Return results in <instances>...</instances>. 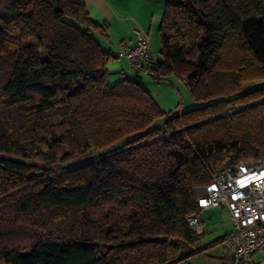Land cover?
<instances>
[{
  "label": "trees",
  "instance_id": "obj_1",
  "mask_svg": "<svg viewBox=\"0 0 264 264\" xmlns=\"http://www.w3.org/2000/svg\"><path fill=\"white\" fill-rule=\"evenodd\" d=\"M106 27L78 1L0 0V264H187L196 188L264 161V86L245 89L264 0H164L150 77L200 104L173 112L140 73L108 83Z\"/></svg>",
  "mask_w": 264,
  "mask_h": 264
},
{
  "label": "built area",
  "instance_id": "obj_2",
  "mask_svg": "<svg viewBox=\"0 0 264 264\" xmlns=\"http://www.w3.org/2000/svg\"><path fill=\"white\" fill-rule=\"evenodd\" d=\"M115 56L124 58L137 73L151 76L150 63L158 57L150 50L148 34L137 31L135 44L116 50ZM223 206L231 219V230L222 238L229 253L228 264H264V161H238L220 168L197 197V212L187 216L188 226L202 235L204 221L201 211ZM172 264H186L175 262Z\"/></svg>",
  "mask_w": 264,
  "mask_h": 264
},
{
  "label": "rangeland",
  "instance_id": "obj_3",
  "mask_svg": "<svg viewBox=\"0 0 264 264\" xmlns=\"http://www.w3.org/2000/svg\"><path fill=\"white\" fill-rule=\"evenodd\" d=\"M158 25L155 24L153 28H151V32L148 34L149 39V45L150 50L157 56L160 57V38L158 34ZM120 67L126 68V61L124 58H113L109 60V63L107 62V69H108V75H107V81L110 84H114L122 77L120 76V70H118ZM135 72V71H134ZM132 72L131 75L128 77L130 79H133L136 75V72ZM142 77V84L148 88L146 84L149 85V91L150 89H154L153 95H157L159 92L167 96L169 95V98L165 99V103L163 106H160V108L164 112H173L181 109L180 107L183 106L185 109L197 107L200 105L197 101H195L190 91L185 84V82L178 77L175 74L168 75L164 77L163 79H153L152 77L144 74H140ZM170 80H174L171 82ZM167 82L170 86L166 87ZM260 86H264V78L248 81L246 83L245 89L250 90L253 88H257ZM152 91V90H151ZM170 91V92H169ZM152 93V92H151ZM169 93V94H168ZM152 95V94H151ZM152 97L154 98V96ZM156 101V100H155ZM101 152H98L96 150H90L87 153H85L83 156L89 155L92 159L99 158L101 155ZM86 159V158H84ZM227 164H224L221 166L224 167ZM203 190L202 187L196 188V196L198 197ZM202 218L205 221L204 223V230L202 233V237L199 240V246L203 247V253L198 255H192L188 258L187 264H222L225 261L226 256L228 255V250L225 248L222 241H216L217 238L222 236L227 230L230 229V221L223 211L219 209V207H211L208 209L202 210ZM261 256H264V251H260L255 255V259L260 258ZM224 258V259H223Z\"/></svg>",
  "mask_w": 264,
  "mask_h": 264
},
{
  "label": "crops",
  "instance_id": "obj_4",
  "mask_svg": "<svg viewBox=\"0 0 264 264\" xmlns=\"http://www.w3.org/2000/svg\"><path fill=\"white\" fill-rule=\"evenodd\" d=\"M74 1L83 3L87 8L90 17L94 21L98 23L104 22L107 24V27L105 28L107 36L100 37L97 34L98 41L103 50L112 51L114 53L116 52L117 49L123 47L124 45L131 46L135 44L138 30H145L147 33L148 32L150 33L151 28H153L155 24L159 25L161 16L164 11V0H74ZM126 66H127L126 68L120 67L118 69L120 70V76L122 78L129 77L131 73L134 72V70L130 67L127 61H126ZM170 81L173 82L174 80L173 81L170 80ZM162 83H166L164 84L166 85V87L170 86L167 82H162ZM146 85L149 88V85L148 84ZM154 91H155L154 89H150V93L152 92L151 93L152 95ZM167 98H169V95L167 96ZM167 98L166 95L162 94L161 92H159L157 95L154 96V99L156 100L159 106H163L164 103L166 102L165 99ZM180 108L182 110L185 109L183 106H181ZM218 207L221 211L226 213L230 221V225L232 227L231 219L227 210L223 206H217V208ZM201 217H202V211H201ZM231 227L222 236L217 238L216 241L217 242L222 241V238L231 230ZM228 261H229V253L226 256L224 263L222 264H228Z\"/></svg>",
  "mask_w": 264,
  "mask_h": 264
}]
</instances>
